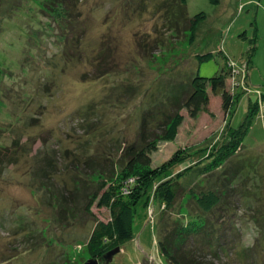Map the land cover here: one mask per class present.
Returning a JSON list of instances; mask_svg holds the SVG:
<instances>
[{
  "label": "rangeland",
  "instance_id": "rangeland-1",
  "mask_svg": "<svg viewBox=\"0 0 264 264\" xmlns=\"http://www.w3.org/2000/svg\"><path fill=\"white\" fill-rule=\"evenodd\" d=\"M51 1L0 0V264L90 260L87 241L109 212L93 204L85 215L84 196L136 181L143 170L123 175L124 149L144 116L177 110L195 76L208 104L194 116L179 109L175 141L158 140L150 155L155 168L185 153L162 179L180 186L174 205L162 213L155 184L128 211L133 239L110 261L168 264L158 240L205 222L216 250L191 234L183 264H264V0H76L63 19L44 10ZM200 12L190 42L188 19ZM222 69L228 109L209 86ZM208 192L219 200L204 212ZM72 196L74 213L60 216Z\"/></svg>",
  "mask_w": 264,
  "mask_h": 264
},
{
  "label": "trees",
  "instance_id": "trees-1",
  "mask_svg": "<svg viewBox=\"0 0 264 264\" xmlns=\"http://www.w3.org/2000/svg\"><path fill=\"white\" fill-rule=\"evenodd\" d=\"M209 1L214 5H218L220 2V0ZM75 3L76 0H52L51 3L44 6V10L54 14L55 17L63 19L67 16V14H69L70 7H74ZM185 3L186 0H179V4L182 6H185ZM205 19L206 15L203 12H200L194 17L188 19L190 42L194 41V34H196L197 27ZM70 30V35L73 37L74 28H70ZM66 38L67 37L64 36L60 39H62V41H68ZM210 58H212L211 54L196 56V60L198 62H202L203 60H208ZM1 71L3 70L0 67V72ZM225 74L226 72L222 69L221 73L209 78V86L214 94L222 95L224 109H228L232 104V98L226 89ZM204 79L206 78L195 76L193 78L194 81L190 83L189 94H187V96L180 102L178 98L174 99L172 103L176 106L179 105L174 113L163 114L162 120L158 122H155L153 113H149L142 118L138 141L127 146L120 159L123 175L133 174L140 168L143 170L138 175L136 181L132 184L127 182L126 179L115 182L111 181L113 180V177H111L110 185L106 186L105 182L98 183L93 192L90 190L87 195L84 196L85 215H92L91 207L93 204H95L98 208H106L109 212L108 221H95V226L86 245L90 259L98 260L99 264H113L111 261L108 262L106 260V255L115 250L116 247H120L133 239L131 229L133 213H131V219L127 221L128 211L134 212L137 204L143 199V195L146 196V198L149 197V193L153 190L155 184H160L158 194L165 206L162 213L172 209L180 186L177 182L171 183L169 180L162 181V179L165 178L166 173L169 170L183 161L185 153L182 150H178L168 161L155 168L149 167L151 163L150 155L156 148V142L158 140H165L168 142L175 141L178 133V127L183 121V116L180 114L179 109L186 108L193 116L196 112L203 111L205 109L208 104L209 94L206 90ZM0 82H2L1 75ZM255 108L256 106H253L252 110L250 109V113L244 123H247L250 120ZM245 125L246 124H244V127ZM204 195L205 196L202 195L203 198H201L200 201V204L202 205L200 208L205 210L204 212H207L211 210L219 199L216 197L217 195L214 192H208ZM73 200V196L72 198L69 197V199L67 197L62 198L61 209H59L60 216L74 213L68 205V202L73 203ZM205 226V222L200 225L199 223L194 224L189 222V224H186L184 228L183 225H180V227L176 229L175 233H167L164 239L158 240L160 252L162 256L166 258L168 264H183L182 261H184V258L183 256L178 257L179 251L184 250L183 246L187 240V236L191 234L199 236V240L203 245H206L208 249L213 250L216 247L214 245L215 241H213L210 237L212 236L211 232L204 231ZM219 249L222 250L220 247ZM191 263L193 264V262Z\"/></svg>",
  "mask_w": 264,
  "mask_h": 264
},
{
  "label": "water",
  "instance_id": "water-1",
  "mask_svg": "<svg viewBox=\"0 0 264 264\" xmlns=\"http://www.w3.org/2000/svg\"><path fill=\"white\" fill-rule=\"evenodd\" d=\"M119 251V249H115L111 252H109L107 255H106V260L109 262L111 260V258L113 257V255H115L117 252ZM83 264H99V261L98 260H93V259H90L88 261H86L85 263Z\"/></svg>",
  "mask_w": 264,
  "mask_h": 264
}]
</instances>
